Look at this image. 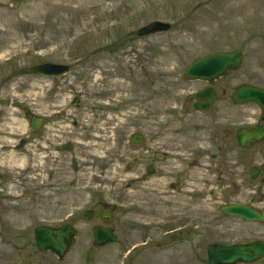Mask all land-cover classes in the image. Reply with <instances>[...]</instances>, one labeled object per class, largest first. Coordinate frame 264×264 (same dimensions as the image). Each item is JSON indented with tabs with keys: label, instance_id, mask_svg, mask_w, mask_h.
<instances>
[{
	"label": "rangeland",
	"instance_id": "rangeland-1",
	"mask_svg": "<svg viewBox=\"0 0 264 264\" xmlns=\"http://www.w3.org/2000/svg\"><path fill=\"white\" fill-rule=\"evenodd\" d=\"M262 1L0 0V136L13 140L20 153L41 138L61 115L56 114L62 107L55 98L58 92L68 101L69 110L78 107L81 99L94 90L93 84L95 87L101 84L96 77L103 72L102 55L110 56L115 68L125 59L130 72L137 70L145 77L142 99L118 107L117 119L106 125L112 129L127 120L116 135L110 133L119 142L118 158L111 159L110 167L99 172L102 178L97 176L90 187H86V182L81 184L83 179L75 189L73 182L68 189L55 193V203L46 198L54 192L53 186L46 183L47 180L52 183L58 163L67 166L63 173L68 179L79 172L80 162L77 160L76 170L72 151L65 144V158L53 157L54 152H59L57 149L43 153L47 155L46 166L41 170L44 179H37L39 187L24 193L22 207L9 210L6 205L16 200L7 197L5 190L15 185L18 193H23L21 178L25 172L0 163V264H209L210 242L264 239V224L224 216L220 209L223 203L230 202L253 203L264 209V174L261 172L256 178L250 175L252 166L264 163V144L242 148L234 135L240 125L254 124L261 108L255 102L231 103L230 107L217 102L214 112L197 113L192 101L205 82L184 77L185 68L196 57L239 48L245 53L244 62L240 69L219 79V90L228 89L231 81L235 86L241 82L264 86ZM154 19L170 21L172 28L163 33L137 35L140 26ZM42 62L69 64L70 69L55 76L20 71ZM96 95L100 99V93ZM188 112L195 116L188 117ZM218 112L223 117L230 114L232 123L213 126L210 119ZM35 117L44 119L41 128L31 127L30 121ZM172 117L177 127L182 126L185 131L184 139L177 144L181 147L188 148L204 136L207 139L210 133L225 142L219 135L220 129L228 127L233 132L228 149L224 143L223 153L217 156L212 147L203 150L210 152L209 157L197 159L192 166L189 182L193 180L191 185H199L200 192L199 198L190 202L201 212V222L193 235L203 253L193 255L187 243L176 244L168 251H159L158 244L150 243L134 255H124L126 247L132 249L135 242L149 239L152 225L144 221L154 216L153 207H148L156 202L154 199L162 200L160 213L169 212L177 204L171 196L175 193L162 188L167 179L164 173L168 172L164 157L157 153L166 145L158 126ZM135 132L143 134L138 144L131 138ZM151 146L153 151L147 150ZM142 155L145 159L140 161ZM33 163L36 162L31 159L30 164ZM38 172L34 169L26 173L37 177ZM44 205L50 208H42ZM105 206L113 208L109 224L119 238L97 246L92 228L104 223L99 213ZM87 208L95 210L90 222L82 216ZM63 222H71L78 228L76 241L66 256L60 259L52 252L39 251L34 228ZM190 226L187 224L185 228Z\"/></svg>",
	"mask_w": 264,
	"mask_h": 264
},
{
	"label": "bare ground",
	"instance_id": "bare-ground-1",
	"mask_svg": "<svg viewBox=\"0 0 264 264\" xmlns=\"http://www.w3.org/2000/svg\"><path fill=\"white\" fill-rule=\"evenodd\" d=\"M262 2L261 0L260 3ZM102 56L104 60L101 61L100 65L102 66L103 72L101 76L96 77L98 81L101 80V84L96 87L93 84L92 87H94V90H92L88 96L81 99L78 107L69 110H67L68 107L66 108L69 104L68 101H66L61 92H58L55 98L62 107L56 114L61 115L56 117V122L54 124L47 127L41 138L29 144L22 153L19 152L21 150L18 149V145L14 144L13 140L8 139V137L0 136V163L2 162L4 166H7L11 170L17 167L25 172L22 174L21 178V183L24 186L23 193H18V186L15 185H11L5 190L7 197L9 196L11 199L16 200L14 203L12 202L6 205V209L11 210L22 207L24 204V193L32 190L34 187H39L36 180L38 179L39 181V179H41L40 181H42L44 179L41 170L46 166L45 161L47 155L45 154L49 151L53 152L55 149L59 150V152H54L55 154L53 157L60 160L66 157L67 153L63 146L68 144L70 147L69 150L72 151L74 158L73 167L76 170H78L76 164L77 160L80 162L79 172L72 173L71 179H68V177L65 176L66 173H63L67 169L65 163H58L53 174L52 183H49L48 180L46 183L53 186L54 192L50 196H46V198L53 203L56 202L55 193L63 189H68L73 182L74 189L83 179L84 181H82L81 184L86 182V187H90V184L97 176L99 178L101 177L99 172L102 169L110 167L111 159L118 158V152L120 150L119 142L117 137L113 138L110 133L113 131L116 135L118 128L120 126L123 127L127 123V120L125 119L119 122L120 124L115 125L112 129L108 128L106 125L117 119L115 111L118 107H123L128 103H134V101L139 102L142 99L145 77L137 72V70L130 72L125 59H123L121 63L119 62L118 66L115 68L113 67L114 63L111 62L110 56ZM132 72L136 74H132ZM95 83L98 84L97 82ZM97 93H100V99L98 100L96 98ZM64 110H66V113L63 114L62 112ZM108 113L110 115H107ZM177 122L180 124L179 120ZM175 124L176 119L172 117V119H167L165 121V125L158 126V132L166 135L164 136V134H161L163 136L160 138L165 139L164 141L168 145L175 144L176 146L178 142L185 137V132L180 130L181 127H177V124ZM177 147L178 149L180 148V146ZM20 154L21 156H19ZM49 155L50 153L48 156ZM31 159L35 160L36 163L30 164ZM141 159L144 160L145 156L142 155L139 160L141 161ZM169 159L170 157H168L165 164L169 162ZM34 169L40 172V174L38 172L37 177H33L26 173L28 170L33 171ZM106 172L105 170L104 173ZM48 178L51 177L48 176ZM139 187L142 188V185ZM42 208L49 209L50 207L49 205H44Z\"/></svg>",
	"mask_w": 264,
	"mask_h": 264
},
{
	"label": "water",
	"instance_id": "water-1",
	"mask_svg": "<svg viewBox=\"0 0 264 264\" xmlns=\"http://www.w3.org/2000/svg\"><path fill=\"white\" fill-rule=\"evenodd\" d=\"M171 27V23L163 20H153L138 29L139 35L165 32ZM243 52L241 50L217 51L194 59L186 68L184 76L187 79H205L213 82L215 78L241 67ZM69 70V66L60 63H43L30 68L22 69L23 74L61 75ZM198 103L194 104L196 109L205 107L209 109L215 99L213 87H208L197 93ZM235 103L255 101L263 109L264 119V88L243 83L236 87L233 93ZM44 119L35 117L31 126L36 129L41 126ZM135 142H139L142 135L134 133ZM264 138V125H258L253 129L239 128L237 139L241 146L251 147ZM260 172L258 166L251 170L252 178H256ZM222 211L228 216H242L248 219L264 222V214L260 209L247 204H226ZM84 217L89 220L93 216L92 210H86ZM102 216L109 218L110 209H104ZM35 242L42 252L52 251L60 259H63L75 241L77 229L70 223L60 226L38 225L35 227ZM95 242L98 245L116 240L112 228L96 226L93 228ZM208 258L210 264H236L238 262H254L264 257V241L256 240L250 243H238L226 245L222 243H211L208 245Z\"/></svg>",
	"mask_w": 264,
	"mask_h": 264
},
{
	"label": "flooded vegetation",
	"instance_id": "flooded-vegetation-1",
	"mask_svg": "<svg viewBox=\"0 0 264 264\" xmlns=\"http://www.w3.org/2000/svg\"><path fill=\"white\" fill-rule=\"evenodd\" d=\"M220 78L216 79L212 83V85H210L214 87L215 92H216L215 102L211 105V108L209 110L196 111L197 113H203V112H209V111L214 112V110L218 108L217 102L226 103L225 105L228 107H230L231 103H233L231 99V95L234 90V84L231 81V85L228 86V89L227 87H224L220 91L217 85ZM204 82H205V85L199 90L207 88L208 83L206 81ZM199 90L195 92V97H196V93ZM194 101H195V98L193 99L192 103ZM219 113L220 112L215 114V116L210 119L212 121L213 126L217 127L220 123H223V122L224 124L232 123V118L230 114L227 115L226 117H223ZM188 114L190 117L195 116V114L192 112H188ZM200 115H206V114H200ZM261 122L262 121H259L258 123H261ZM180 130L185 132L182 128ZM207 131L210 133L209 128H207ZM219 135L225 139V142L223 141V139H220L219 137H214L210 133V137L208 135L207 139H204L205 137L204 136L196 140L193 144H190L188 148L181 147L180 146L181 144L176 145V146L175 144L174 145L166 144V145H162L163 148H161L160 150H157V153H160L161 156L164 157V162L168 160V157H170L171 159V160L169 159V162L165 164V166H167L166 172L168 173L167 174L164 173V176L167 179L164 181L165 183L164 185H162V188L167 193H169L171 190L173 193H175V194H172L171 196H174L176 198L175 202H177V204H175V206H173L174 208H172V210H170L169 212L166 210L165 212H161V213L158 211L159 207L162 206L161 205L162 203H159V202H162L161 199L159 200L154 199L156 202H152L151 206H148V207H153L152 213L154 214V216L145 219L144 222L152 225L149 227L150 233L148 235L150 236V234L152 233L154 236L152 235L150 237L151 241H149L147 245H150V243H156L159 245L158 247L159 251L161 250L168 251L172 249V247H174L176 244L182 245V244L187 243L191 247L190 252L193 255H199L203 253V250L201 246L199 245V242H196V238L193 235L195 231L194 229L201 222V212H200V209L196 205L190 202L191 200H197L199 198L198 193L200 192V189H199V185H191V182L193 180L191 182L189 181H190V178L193 172L192 166H194V164L197 162V159L203 158L205 156L209 157L207 154L210 152L209 151L205 152L203 150H206L212 147L215 155L217 156L223 153L224 143L226 144L225 149H228L229 143H232L233 134L231 133V130H229L228 127L221 128ZM260 144H264V141L261 142ZM177 146H180V148L178 149ZM147 150L149 151L152 150V146L149 147ZM262 156L264 157V154ZM172 161H175L176 163L173 164ZM261 170H262V174H264V163H261ZM262 179H263V176L261 178V181ZM179 202L181 203L183 202L184 204H180ZM258 206L260 208H263L260 205ZM140 213H143V212H140ZM99 216L102 219L101 210H100ZM97 224H100V223H97ZM103 224H108V223L106 220H104ZM170 224H173L172 228L169 226ZM187 224H190L192 226L188 227L187 229L182 227ZM108 225H111V224H108ZM197 231L195 233L196 237L198 236ZM245 264H264V259L256 263H245Z\"/></svg>",
	"mask_w": 264,
	"mask_h": 264
}]
</instances>
